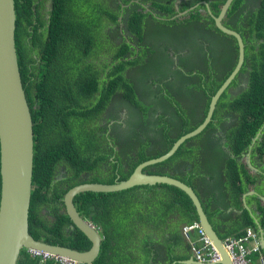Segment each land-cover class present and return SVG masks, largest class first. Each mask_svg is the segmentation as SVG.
<instances>
[{"label":"trees","instance_id":"1","mask_svg":"<svg viewBox=\"0 0 264 264\" xmlns=\"http://www.w3.org/2000/svg\"><path fill=\"white\" fill-rule=\"evenodd\" d=\"M84 1L87 6H83ZM42 3L43 0H15L17 14L15 42L21 78L34 122V186L29 212V231L35 238L51 244L87 250L91 243L82 232L64 235L63 225L67 224L70 219L66 212H59L60 205L63 204V200L60 199L69 188L83 182H115V175L106 176L101 170L92 172L95 169L99 170L98 164L103 157L97 156L94 159L91 157L93 145H96L92 133L85 127V122L92 119L95 112L100 111L101 106L103 107L109 96L104 90L105 86L101 87L102 91L99 95L93 96L98 91L99 71L88 60L90 55L96 54V50L105 46L102 39L105 36V28L116 23L118 16L116 11L107 4V0H52V8L48 11V21H43L41 19V11L44 7ZM244 3V0L233 1L230 14L235 13L237 16L230 20V24L226 22L228 27L232 25L231 28L241 33L245 43L244 63L229 88L236 85L237 78L245 72H248V80L246 86L240 87V91L232 97L228 88L219 101L220 106L229 105L235 111V120L233 121L235 125L232 126L228 134V138L232 139L235 144L232 149L234 156L230 157L229 154H226L223 173L219 174L221 173L218 170L220 165L213 162L215 158H219L216 151L221 149L209 148L207 153L203 155L205 161L201 167L202 170L206 169L207 173L212 171L208 173L209 179L202 177V182L206 188L197 187L196 189L191 178H186L188 175L180 176V169H177L178 174L172 175L195 189L215 228L225 224L224 232L219 233L222 238L240 237L247 228H252L258 232L257 225L247 210H244L243 219L240 223H231L230 225L227 222L229 215L225 214L226 204H232L235 207L242 206L240 196L248 190V185L253 182V175L249 173V168L245 163L238 160V156L246 149L258 129L262 125L264 126V0H260L254 9L246 8ZM153 4L164 11L173 10L172 5L167 2L165 4L154 2ZM196 15L194 14L193 19H199ZM144 17L145 13L134 10L133 15L128 20L130 29L139 36L141 35ZM235 17L237 19H234ZM35 21L41 26L44 23L48 24L42 36H39ZM210 21L209 27L213 30V34L219 35L213 41H208V51L203 52L202 59L215 62L216 58L227 59L229 56L231 57L226 60V65L219 72L215 67H206L203 70V74L207 77L205 83L207 103L210 96L215 93L216 89L230 74L238 58L236 39L220 31L214 25L212 18ZM97 29L100 30L97 31ZM29 35L32 39L29 41L31 45H28L29 42L25 39ZM218 43L223 46L222 51L211 48V45L214 46ZM128 49L129 46L125 43L114 46L116 54L113 58L122 57ZM206 53H208V57ZM125 65L126 62L119 61L112 66L109 74L111 79L108 82L110 85L109 94H111V89L113 90L118 84V80L127 81L128 96L131 94L132 85L122 73ZM209 79L210 81H208ZM197 89L199 90V87ZM202 90L204 91V89ZM160 93L162 97L166 96L163 94V90ZM135 99L137 97L133 96L129 102H135ZM160 100L164 101V99ZM85 101L88 103L83 104ZM142 106H144V113H147L148 106L146 104H142ZM169 126L166 125L165 127ZM153 133L143 129L135 135V141H137L135 145L139 141L140 147L146 148L151 145L150 142L152 141L153 144H156V151L153 152L152 150L151 152L150 149L148 153L141 149L139 161L135 162L128 172L120 171L119 180L126 179L140 161L163 155L183 132L166 128L158 129ZM257 150H259L260 158L264 161V127L261 140L257 143ZM185 152V146L181 145L175 155L147 168L148 170L157 167L159 169L157 172H147L149 174H164L161 172V166L175 157L185 155ZM61 162L69 164L74 173L72 178L67 180L71 183L59 193V183L53 188L51 182L54 170L57 164ZM180 164L192 168L188 171L189 174L192 171L201 170L196 166L192 167L189 161ZM114 165L116 167V164ZM213 165H216L218 169H214ZM83 172L92 173L84 175L88 177L85 179L82 175ZM157 186L166 188L165 195L162 191V195L154 199L156 201L154 205L157 207L161 219L172 212L174 207H177V209L181 208L182 211H178L182 215L188 216L190 222L198 221L190 197L173 185H138L116 192H83L76 195L74 203L80 214L88 218L93 205L97 212L93 218L98 217L96 225L102 229L100 253L92 264H170L173 260L188 258L189 253L186 249L176 252L171 244L167 259L162 261L150 258L151 254L148 250L150 244L147 241L145 246L135 248L131 252H129L130 248L125 246V238L130 234L127 219L130 220L132 214L137 211L139 201H133L134 203L132 202L131 206L124 212L119 211L121 205H127L128 197L134 192ZM51 188H53V192ZM49 192L52 194L49 195ZM163 196H168V199L166 200ZM50 201L53 203L48 208L55 211L56 221L54 223L46 221L37 213L41 205H46ZM258 210L261 211L260 222L264 227V205H259ZM217 211L223 214L224 219L215 218L214 214ZM181 242V236H178L173 243L181 244ZM262 252L264 253L263 249ZM250 258L252 264H257V254H251ZM17 264H54V260L42 261L40 256H35L27 249H23Z\"/></svg>","mask_w":264,"mask_h":264},{"label":"flooded vegetation","instance_id":"2","mask_svg":"<svg viewBox=\"0 0 264 264\" xmlns=\"http://www.w3.org/2000/svg\"><path fill=\"white\" fill-rule=\"evenodd\" d=\"M225 1L226 0H107V4L117 13V21L105 28V36L102 38L105 46L96 50V54L90 55L88 60L90 63L94 64V67L99 71L98 79L100 81L97 85L98 91H96L93 96H97L101 93L102 86H105L104 90H106L109 95L103 107L101 106L100 111L95 112V116L85 122V127L92 133V138L96 145H93V154L91 157L93 159L97 156L103 157L98 164L99 170H92L93 173L101 170L106 176L115 175L114 181L119 180L121 177L120 171L128 172L135 162L139 161V152L141 149L148 153L150 149L151 152L152 150L155 152L156 144H153L152 141L150 142L151 145L146 148L140 147L139 141L138 144L135 145L137 143V141H135V135L139 133V130L144 129L151 131L152 134L153 131L158 129H177L183 132L178 137L179 139L181 136L198 127L204 121L214 93L210 96L209 102L207 103L205 92L207 77L203 74V70L206 69V67H215L219 72L223 70V66L226 65V60L231 57L229 56L227 59H222V57H220V59L216 58L215 62L210 60L204 61L202 59L203 52L208 51V41H213V39L217 38L219 35L216 32V34H213V30L209 27V23H211L210 18L213 19V23L216 26L213 16L219 15ZM259 1L260 0H244V5L247 6L246 8L254 9ZM154 2H159L160 4H165L166 2L170 3L173 10L164 11L160 9V7L158 8V6L154 5ZM232 3L223 19L224 25H226V22L230 24V20L234 16H237L235 13L230 14ZM42 6L44 7L41 11V19L43 21H48V11L52 8V0H43ZM134 10L145 13L140 36L130 29L128 23L129 17L133 15ZM194 14H197L196 16L199 17V19H193ZM234 19H237V17ZM35 24L38 27L39 36H42L48 24L44 23V25L41 26L37 21H35ZM231 27L232 25H230L229 28ZM25 39L27 42L31 41V35L27 36ZM122 43L127 44L129 49L122 57L114 59L113 57L116 54L114 46H120ZM28 45H31V43L29 42ZM211 48L222 51L223 46L218 43L214 46L211 45ZM206 56L208 57V53H206ZM34 57H36L35 54ZM119 61L126 62L125 68L122 69V73L125 79H128L132 85V92L129 96V92L126 89L127 81L122 80H118V84L113 90L111 89V94H109L110 85L108 82L111 79L109 74L111 73L112 66ZM247 73L248 72L241 74L237 78L236 85L229 88L228 91L231 97L240 91V87L246 86L248 80ZM219 74L221 75V72ZM208 81H210V79ZM197 87H199V90ZM201 88L204 89V91ZM161 90H163V94L166 95L165 97H162L160 93ZM133 96L137 97L140 104L137 99H135V102H129ZM221 97L218 99L212 117L205 128L182 144L185 146V155L175 157L173 160L161 166V172L164 173L163 175L172 176L178 174L177 169H180V176L183 177L184 175H188L186 178H191V182L196 189L197 187L206 188L202 182V177L204 176L206 179H209L208 173L212 171L207 173L206 169L202 170L201 167L204 164L203 161H205L203 155L207 153L209 148L213 147L221 149L216 151L218 152L217 155H219V158H215L213 162L219 164L221 168H216V165H213V167L221 171L219 174L223 173L226 154H229L230 157L234 156L232 149L235 144L232 139L228 138V134L232 126L235 125L233 123L235 120V111L230 108L229 105L220 106L219 101ZM160 99H164V101ZM86 103H88V101L83 102V104ZM142 104L148 106L147 113H144L143 107L145 105L142 106ZM169 120L170 122H167ZM166 125L170 126L165 127ZM263 127L262 125L258 129L246 149L238 156V160L245 163L249 168V173L253 175V182L248 185V190L240 196L242 206L235 207L232 204L225 205V214L229 215L227 218L229 225L231 223H240L243 219L244 210H247L257 225V234L260 238L261 229L264 230V227L260 222L262 214L261 211L258 210V206L264 205V161L260 158L259 150H257V143L261 140ZM249 159L256 170H253L247 163ZM144 161L146 160L136 164L133 171ZM187 161L192 164V167L196 166L198 169L201 168V170H198V172L192 171L191 174H189L188 171L192 170V168L190 169L188 166L180 164L187 163ZM114 164H116V167ZM150 166L145 167L143 172H157V170H159L157 167L147 170ZM177 166L180 167L178 168ZM92 172H83L82 175L84 176L87 173V175H89V173ZM73 173L69 164L65 162L57 164L51 182L52 187L55 188L56 184L59 183V193H61V191L66 189L67 185L71 183L67 180L72 178ZM84 178L87 179L88 177L84 176ZM53 188H51L52 192ZM252 190H254L255 193L244 197L245 193ZM162 191L163 195H165L166 188L160 186L138 190L128 197L127 205L123 206L119 202L121 205L119 211L124 212L131 206L133 201H139L137 211L132 214L130 220L129 218L127 219L130 234L125 238V246L130 248L129 252H131L135 248L137 249L145 246L147 241L150 244L148 247L151 254L150 258L152 257L162 261L167 259L171 244L173 250L176 252H180L181 249H186L189 253L187 259H189L193 257L192 243L194 239L193 237H188L186 227L191 222L188 220L189 218L187 215H182L180 212L182 211L181 208L177 209V207L174 206L175 209L168 213L163 219L159 217L157 207L154 205L156 202L154 199L159 198L162 195ZM52 192H49V195H51ZM163 197L166 200L168 199V196ZM60 200H63V197ZM51 203L53 202L50 201L47 202L46 205H41L37 213L46 221L54 223L56 221L55 211H51V209L48 208ZM63 204L60 205V213L66 212L64 201ZM192 204L194 205L193 201ZM202 206L204 208L203 204ZM91 209L92 212L88 216L89 219L81 215L79 211L78 212L83 219L95 226L102 238V229L96 225L98 217L96 216L93 218L97 212L93 205ZM194 209V213L198 216L195 205ZM214 215L215 218L224 219L223 214L218 211ZM69 219L70 221L63 225V230H65L64 235L67 236L76 234L80 231L71 220L70 216ZM210 222L216 234L221 240L224 239L220 234L224 232L223 227L225 224L215 228L211 220ZM73 231L74 233H71ZM205 233L213 243L209 234L206 231ZM178 236H181L182 242L181 244H174L173 242ZM179 260L184 259L173 260L170 264H176Z\"/></svg>","mask_w":264,"mask_h":264},{"label":"water","instance_id":"3","mask_svg":"<svg viewBox=\"0 0 264 264\" xmlns=\"http://www.w3.org/2000/svg\"><path fill=\"white\" fill-rule=\"evenodd\" d=\"M232 1L226 0L219 15L213 17L217 28L236 39L238 58L230 74L212 95L204 121L177 139L163 155L140 163L126 179L116 180L113 183L83 182L65 192L63 201L67 214L92 243L87 250H77L37 239L29 231V212L34 186V122L21 78L15 42L17 18L15 0H0V264H17L23 249L67 257L82 264H92L100 253L102 238L95 226L79 214L74 203L76 195L83 192H116L138 185L156 184L173 185L191 198L197 208L198 219L203 230L209 234L214 245L220 250L221 260L217 264H233L193 187L170 175L143 172L145 167L175 155L187 139L205 128L212 117L218 99L238 75L245 60V43L241 33L223 23ZM247 163L256 170L250 159ZM253 193H255L254 190L247 192L244 197ZM260 244L264 249V230L262 229ZM178 263L202 264L193 257L179 260Z\"/></svg>","mask_w":264,"mask_h":264},{"label":"built area","instance_id":"4","mask_svg":"<svg viewBox=\"0 0 264 264\" xmlns=\"http://www.w3.org/2000/svg\"><path fill=\"white\" fill-rule=\"evenodd\" d=\"M186 233L189 238L196 236V242L192 243V251L195 259L202 263H216L221 260V253L218 248L211 242L199 223L193 222L186 227ZM224 249L227 251L233 264H252L251 254L260 252V242L258 236L251 228L240 237H226L221 240ZM35 256H40L42 261L54 260V264H79L76 261L55 256L49 253L30 251ZM257 264H264V255L258 254Z\"/></svg>","mask_w":264,"mask_h":264},{"label":"clouds","instance_id":"5","mask_svg":"<svg viewBox=\"0 0 264 264\" xmlns=\"http://www.w3.org/2000/svg\"><path fill=\"white\" fill-rule=\"evenodd\" d=\"M194 222H197V223H199L198 221H194ZM191 223H193V222H191ZM190 224V223H189ZM188 224V225H189ZM200 224V223H199ZM200 226H201V224H200ZM202 227V226H201ZM252 229V228H251ZM254 231V230H253ZM255 233H256V235L258 236V234H257V232L256 231H254ZM193 239H194V242H196L195 240H197V238H196V236H193ZM258 240H259V242H260V237L258 236ZM219 250V249H218ZM220 251V250H219ZM263 254L264 255V253L262 252V247H261V244H260V252L259 253H257V255L258 254ZM56 256V255H55ZM63 257V256H62ZM67 258V257H66ZM193 258L195 259V257L193 256ZM70 259V258H69ZM196 260V259H195ZM77 263H79V262H77ZM218 262H216V263H212V264H217ZM79 264H82V263H79ZM202 264H209V263H202Z\"/></svg>","mask_w":264,"mask_h":264},{"label":"rangeland","instance_id":"6","mask_svg":"<svg viewBox=\"0 0 264 264\" xmlns=\"http://www.w3.org/2000/svg\"><path fill=\"white\" fill-rule=\"evenodd\" d=\"M92 2H93V1H92ZM83 6H87V3H86L85 1L83 2ZM97 12H98V11H97ZM99 12H100V11H99ZM99 12H98V13H99ZM99 30H100V29H97V31H99ZM99 40H102V39H99Z\"/></svg>","mask_w":264,"mask_h":264}]
</instances>
